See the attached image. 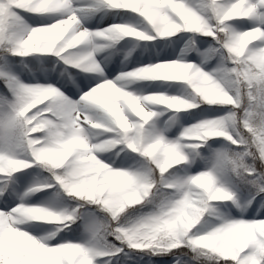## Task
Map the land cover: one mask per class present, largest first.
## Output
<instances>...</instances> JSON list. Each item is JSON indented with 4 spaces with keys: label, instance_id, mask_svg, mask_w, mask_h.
<instances>
[{
    "label": "snow or ice",
    "instance_id": "1",
    "mask_svg": "<svg viewBox=\"0 0 264 264\" xmlns=\"http://www.w3.org/2000/svg\"><path fill=\"white\" fill-rule=\"evenodd\" d=\"M0 264H264V0H0Z\"/></svg>",
    "mask_w": 264,
    "mask_h": 264
}]
</instances>
